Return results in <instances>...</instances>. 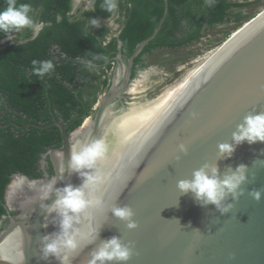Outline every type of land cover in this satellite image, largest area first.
<instances>
[{"label": "water", "instance_id": "1", "mask_svg": "<svg viewBox=\"0 0 264 264\" xmlns=\"http://www.w3.org/2000/svg\"><path fill=\"white\" fill-rule=\"evenodd\" d=\"M74 1L77 6L80 0ZM165 3L161 25L168 14ZM160 29L127 64L119 55L111 88L98 101L94 116L70 134L61 121L51 124L62 134V145L49 151L55 187L82 182L68 171L71 143L103 139L108 151L97 165L100 189L115 204L130 206L138 224L128 229L109 211L101 218L98 239L82 247L73 264H88L92 251L113 236L133 248L126 264H264V196L257 202L248 195L264 192V143L245 142L231 157L218 148L233 142L232 133L245 115L264 112V11L228 36L146 56V69L132 79L135 58ZM181 144L187 153L180 151ZM205 163L216 164L221 175L248 166L244 195L227 197L224 203L233 205L227 213L212 204L201 206L192 193L177 188L179 180L190 179ZM15 177L25 184L12 198V182L6 189L10 223L0 233V264H58L54 257L41 258V238L58 230L56 214L50 216L42 207L54 202L55 193L39 200L40 187L51 180ZM25 189L29 194H22L21 213L13 215V201Z\"/></svg>", "mask_w": 264, "mask_h": 264}, {"label": "trees", "instance_id": "2", "mask_svg": "<svg viewBox=\"0 0 264 264\" xmlns=\"http://www.w3.org/2000/svg\"><path fill=\"white\" fill-rule=\"evenodd\" d=\"M167 1L168 14L161 25L165 0H117L115 13L101 9L103 0H94L92 8L76 6L74 0H17L30 4L32 15L46 27L35 39H30L28 29L14 33L21 44H2L7 38L0 34V223L8 221L4 201L13 177H42L43 155L62 145L60 129L51 124L61 121L70 134L94 114L98 97L111 88L108 74L120 54L127 64L161 27L135 58L134 79L139 68L147 67L146 56L199 43L218 26H241L249 17L244 9L261 0ZM3 7L5 0H0ZM90 18L99 19L100 27H92ZM113 20L112 27L107 22ZM46 60L53 61L54 72L33 75L32 62Z\"/></svg>", "mask_w": 264, "mask_h": 264}, {"label": "clouds", "instance_id": "3", "mask_svg": "<svg viewBox=\"0 0 264 264\" xmlns=\"http://www.w3.org/2000/svg\"><path fill=\"white\" fill-rule=\"evenodd\" d=\"M117 8V0H103L101 6L103 11L115 13ZM32 13L33 8L30 4L17 3V0H5V7L0 9V34L7 38V42L21 44L22 42L18 41L17 36L13 34H20L24 29L30 31V39H35L40 34L46 25L43 21H38ZM56 20L59 23L60 17L57 16ZM90 25L100 27L99 19L90 18ZM117 33L119 32H116L114 36ZM32 65L35 76H45L54 72L55 69L51 60L33 61ZM96 106L97 104L94 107ZM232 141V143L218 145L222 156L231 157L236 147L245 142L250 145L257 142L264 143V112L254 111L245 115L243 121L237 125L236 131L232 133ZM179 149L187 153L184 144H181ZM107 151L108 148L103 139L75 140L70 145L68 171L70 174H78L82 182L79 185L69 183L56 188L57 180L54 178L40 187L39 200H47L55 193L54 202L42 207L46 208L50 216L55 213L58 217V230L41 238L42 259L48 260L54 257L58 264H73L81 248L93 244L98 239L102 229L101 218L105 217L109 211L112 216L125 222L128 229L138 227L134 219V210L128 205L115 204L112 198L107 197L100 189L101 180L97 165L104 159ZM63 171L64 169L61 173ZM247 181L248 166L245 164L238 165L235 170H229L221 175L216 164L205 163L193 171L190 179L179 180L177 188L184 194L192 193L201 206L215 205L224 214L233 207L232 204H225L224 201L228 196L238 200L244 195L242 185ZM248 195L259 202L264 192L253 190ZM132 255V246L125 244L120 237L113 236L102 241L92 251L88 264H111V262L126 264Z\"/></svg>", "mask_w": 264, "mask_h": 264}, {"label": "rangeland", "instance_id": "4", "mask_svg": "<svg viewBox=\"0 0 264 264\" xmlns=\"http://www.w3.org/2000/svg\"><path fill=\"white\" fill-rule=\"evenodd\" d=\"M251 1H254V0H251ZM88 3L89 2H85V0H81L79 6H82L81 8H86V6L89 7V5H86ZM263 10H264V0H261V1L257 2V3H254L250 7L244 9V14L249 15V17L243 23H245L246 21L250 20L251 18H254L259 13H261ZM112 22H114V21H112ZM107 23L110 26L113 27V25L111 24L110 21H108ZM242 24H241V26H242ZM241 26H235L233 24H229V25L215 27L212 30L213 32H208L207 33L209 35H207L206 40L213 39V38H218V37H220L222 35H225V34L231 32V31H233V30H235L237 28H240ZM118 29L115 28L113 30L116 33L118 31ZM109 77L112 79V75L111 76L109 75ZM107 92L108 91H103L102 94H100V96L98 97V101L100 100L101 97H103L104 94H107ZM92 116H94V114H92ZM85 125H86V123H85Z\"/></svg>", "mask_w": 264, "mask_h": 264}, {"label": "flooded vegetation", "instance_id": "5", "mask_svg": "<svg viewBox=\"0 0 264 264\" xmlns=\"http://www.w3.org/2000/svg\"><path fill=\"white\" fill-rule=\"evenodd\" d=\"M90 8H92V7H90ZM143 69H146V67L145 68H139L137 70V73H139ZM49 151L45 155H43V157L40 161L39 170L42 172V177L37 178V179H31V180H39V181L47 180V181H49V180L53 179V177L55 175V169H54ZM48 159H49V161H48ZM25 191H26V189L22 190V192L18 194V197L16 199H14L13 204H14L16 210L14 212H12L13 215H20V213H21V211L19 210L20 204H23L25 202L24 199H22V197H23V195L27 196V194H29ZM6 219L8 220L7 224H4L3 222L0 223V233L2 231H4L10 223V215L9 214L5 217V220ZM4 225H6V226L4 228H2V226H4Z\"/></svg>", "mask_w": 264, "mask_h": 264}, {"label": "bare ground", "instance_id": "6", "mask_svg": "<svg viewBox=\"0 0 264 264\" xmlns=\"http://www.w3.org/2000/svg\"><path fill=\"white\" fill-rule=\"evenodd\" d=\"M263 11H264V10H263ZM263 11H262V12H263ZM245 23H247V22H245ZM245 23H244V24H245ZM248 23H249V22H248ZM244 24H243V25H244ZM243 25H242V26H243ZM89 121H90V120H88V121L85 122V123H86L85 127L87 126V124H89V123H88ZM19 178H20V181L17 183L16 187L13 189V187H14V185H15L17 179H19ZM15 183H14V185H13V186L9 189V191H8V195H9L10 198H12V197L14 196V194H16V192L19 190V188H22L23 185L25 184L24 179L21 178V177H16ZM19 193H20V192H19Z\"/></svg>", "mask_w": 264, "mask_h": 264}, {"label": "built area", "instance_id": "7", "mask_svg": "<svg viewBox=\"0 0 264 264\" xmlns=\"http://www.w3.org/2000/svg\"><path fill=\"white\" fill-rule=\"evenodd\" d=\"M209 37V36H208ZM206 40V37L204 39H202V41ZM113 69L111 70V72L109 73V75H111L112 71L114 70L115 64L113 63Z\"/></svg>", "mask_w": 264, "mask_h": 264}, {"label": "crops", "instance_id": "8", "mask_svg": "<svg viewBox=\"0 0 264 264\" xmlns=\"http://www.w3.org/2000/svg\"><path fill=\"white\" fill-rule=\"evenodd\" d=\"M85 2H89L88 4H86V5H89V7H87L86 6V8H90V1H85ZM78 5H80V2H79V4ZM114 21V20H113ZM113 22L111 21V24H112Z\"/></svg>", "mask_w": 264, "mask_h": 264}]
</instances>
